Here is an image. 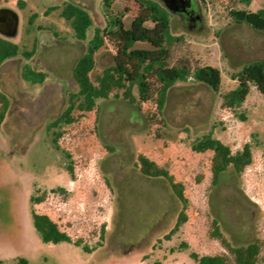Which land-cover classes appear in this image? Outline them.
<instances>
[{
	"label": "rangeland",
	"instance_id": "rangeland-1",
	"mask_svg": "<svg viewBox=\"0 0 264 264\" xmlns=\"http://www.w3.org/2000/svg\"><path fill=\"white\" fill-rule=\"evenodd\" d=\"M195 1L201 18L196 26L163 3L171 14L172 34L182 37L171 49V63L188 59L192 68H218V91L190 77L169 89L162 111L154 99L129 103L112 95L98 99L94 110H76V121L49 127L66 109L70 93L78 90L73 68L95 28L105 27L111 14L122 15L129 26L143 3L0 0V6L18 15L17 33L7 38L21 50L0 65V91L10 100L0 128V264H16L19 257L30 264H196L191 250L226 251L213 235L215 219L234 245L264 239V94L252 86L239 107L222 104L223 94L237 85L233 74L264 60V32L236 22L229 11H256L264 8V0L250 5ZM68 2L92 16L86 40L78 39L61 16ZM136 46L151 47L145 42ZM24 51L33 55L28 58ZM115 54L110 41L97 52L94 81L114 63ZM26 64L46 72L45 81L25 80ZM134 94L139 97L137 86ZM209 133L233 151L250 143L253 162L240 175L230 167L213 185V151L192 148ZM141 153L183 182L190 200L188 221L169 239L165 235L174 227L182 203L165 178L140 172ZM32 196L43 200L32 201ZM33 210L48 214L61 230L92 250L67 241L44 242L34 226ZM182 241L190 249L178 250Z\"/></svg>",
	"mask_w": 264,
	"mask_h": 264
},
{
	"label": "trees",
	"instance_id": "trees-1",
	"mask_svg": "<svg viewBox=\"0 0 264 264\" xmlns=\"http://www.w3.org/2000/svg\"><path fill=\"white\" fill-rule=\"evenodd\" d=\"M142 7L133 17L129 26L126 25L122 15H108L105 27H96L93 36L88 40L86 50L80 55L73 68V77L78 90L70 93L66 109L50 123L49 127H59L64 123L77 120L76 110L91 111L97 107L98 99L122 96L129 103L138 100L145 102L154 99L160 111L164 109L169 89L178 81L195 80L218 91L221 82V71L210 65L192 68L188 59H181L178 63H171V49L182 39L171 32V14L159 0H141ZM240 3L250 5L253 0H238ZM52 9V8H51ZM233 20L246 23L254 29L264 32V8L256 11L244 8H232L229 11ZM64 17L75 31L80 40L88 38V31L93 25L91 14L84 7L68 2L61 10ZM110 41L116 48L114 63L97 76L96 81L91 72L96 67L97 52ZM139 42H145L151 47H137ZM21 52L20 45L0 36V65L8 58ZM30 58L33 52L24 51ZM47 73L34 69L26 64L22 70V77L31 83H42ZM237 80L235 88L223 94V106L236 108L242 105L250 94L252 86L264 94V60H255L242 67L233 74ZM137 86L139 97L134 94ZM122 90V94L119 91ZM10 107L8 96L0 91V128ZM60 132L54 137L58 146ZM192 148L198 152L213 151L212 156V184L217 185L221 175L232 167L237 174H242L246 167L253 162V151L250 143L244 144L241 149L233 151L232 148L212 134H206L197 139ZM137 166L142 174L150 177L165 178L174 194L182 203L174 227L165 235L167 239L176 234L188 221L187 209L190 200L185 192L183 182L176 180L169 169L158 164L155 160L141 153L138 156ZM69 169L73 172V167ZM32 201L43 200L42 196H32ZM34 226L44 242L67 241L82 246L85 250L92 248L80 239L74 240L72 236L61 230L58 223L48 214L32 211ZM213 235L220 239L226 251L216 254H200L190 251V257L196 264H264V239L256 238L247 244L234 245L221 231L218 221L213 220ZM178 250H188L190 245L182 241ZM174 248L173 250H175ZM16 264H30L25 257H19ZM153 264H163L156 260Z\"/></svg>",
	"mask_w": 264,
	"mask_h": 264
},
{
	"label": "flooded vegetation",
	"instance_id": "flooded-vegetation-1",
	"mask_svg": "<svg viewBox=\"0 0 264 264\" xmlns=\"http://www.w3.org/2000/svg\"><path fill=\"white\" fill-rule=\"evenodd\" d=\"M162 4L164 3L167 7H169L172 11L180 14L184 21L187 19L191 20V26H196L201 19L199 14L197 13L196 8L198 7L195 0H159ZM15 12L11 7L1 5L0 6V23L2 25L7 24V15L9 16ZM5 27V26H4ZM0 36L3 38L10 37L8 34L2 32L0 30ZM8 39V38H7Z\"/></svg>",
	"mask_w": 264,
	"mask_h": 264
},
{
	"label": "water",
	"instance_id": "water-1",
	"mask_svg": "<svg viewBox=\"0 0 264 264\" xmlns=\"http://www.w3.org/2000/svg\"><path fill=\"white\" fill-rule=\"evenodd\" d=\"M1 22V21H0ZM19 18L16 12H12L9 16L7 15V24L2 25L0 23V30L9 36H14L18 30ZM5 26V27H4Z\"/></svg>",
	"mask_w": 264,
	"mask_h": 264
}]
</instances>
